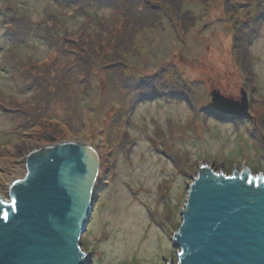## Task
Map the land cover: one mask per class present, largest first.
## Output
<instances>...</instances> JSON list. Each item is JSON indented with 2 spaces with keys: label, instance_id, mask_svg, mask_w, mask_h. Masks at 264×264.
<instances>
[{
  "label": "rangeland",
  "instance_id": "374dc122",
  "mask_svg": "<svg viewBox=\"0 0 264 264\" xmlns=\"http://www.w3.org/2000/svg\"><path fill=\"white\" fill-rule=\"evenodd\" d=\"M180 1L151 0L150 8L161 4V25L130 33L129 20L112 24L109 3L83 14L55 0H0V12L7 10L5 18L0 13V197L9 200L8 185L31 149L59 139L93 147L99 166L80 237L90 264H176L171 235L199 163L228 175L240 165L264 176V11L245 52L240 43L232 48L236 20L260 0ZM16 12L29 19L23 41L20 27L8 33L6 21ZM38 24L55 36L68 32L71 49L77 47L61 51L39 39ZM116 31L128 53L124 64L94 63L81 79L72 66L86 53L85 41L99 48ZM52 61L58 67L46 66L47 73L35 67ZM242 88L247 115L211 104L212 90L238 100Z\"/></svg>",
  "mask_w": 264,
  "mask_h": 264
},
{
  "label": "water",
  "instance_id": "95a60500",
  "mask_svg": "<svg viewBox=\"0 0 264 264\" xmlns=\"http://www.w3.org/2000/svg\"><path fill=\"white\" fill-rule=\"evenodd\" d=\"M210 92L221 113L245 116L248 100ZM0 197V264H90L80 247L99 159L90 145L59 139L31 149ZM264 168V155L262 156ZM238 169V170H237ZM199 163L172 232L176 264H264V176Z\"/></svg>",
  "mask_w": 264,
  "mask_h": 264
},
{
  "label": "trees",
  "instance_id": "16d2710c",
  "mask_svg": "<svg viewBox=\"0 0 264 264\" xmlns=\"http://www.w3.org/2000/svg\"><path fill=\"white\" fill-rule=\"evenodd\" d=\"M55 1L62 4V5H67V3H68L69 6L71 7V9H73L76 12H83V14H85V10H87V8L89 6H94V7L100 6L101 7V5H109L110 4V6H111V16L110 17L113 20L112 24L113 23L115 24V20H118L117 22H121V20L122 21L129 20L127 22L128 23L127 29H129V31H131L130 33H133V31H135V30L139 31L141 29H145L146 27L149 26V24L152 25L149 27H154V26L157 27V26L161 25L160 20L163 17V15H161V13H160V6L159 5H161V4L157 3L154 5V7L150 8L151 0H142V3L137 2L138 0L137 1H135V0H55ZM228 1H229L228 2L229 4H234V0H228ZM179 2L182 3V1H180V0H179ZM138 3H139V5H138ZM137 5H138L139 11H137ZM128 6H129V9H126V8H128ZM262 6H264V0L263 1L260 0L259 4L256 6L257 9L252 10L251 14L247 13L246 16L242 20H239L240 22L238 21V19L236 20V27L234 29L235 34L232 35V48L233 49L235 48V45L240 43V45H242L241 51L245 52L243 49L244 44H245L244 41L250 42L253 39V37L255 35L254 31H255L256 20L258 17L261 16V13H262L261 11H264V7H262ZM141 10H142V15H141ZM247 11H250V10L248 9ZM6 12H7V10L5 8H3L1 10L0 13H1V16H3V18H5ZM146 12H147V14H145ZM166 13H167V16L170 17V12L168 11ZM140 15H141V17H140ZM136 17H140V19H137ZM6 22L11 23V28H10V31L8 33H12V32L17 33L16 32L17 28L20 27L19 29L21 30V32L18 34H19L20 38L22 39V41L27 37V34H28L27 30L29 29V19L27 17H21L16 12V13H12L10 15L8 21H6ZM103 24L105 27L111 26V24L108 23V21L103 22ZM183 28L186 29L185 27H183ZM82 29L85 31L84 26L82 27ZM175 30H177V29H175ZM41 32H43L45 35L44 34L41 35ZM54 32L55 31L52 29V27H43V26H40L39 24H38V27L34 29L35 36L39 37V39L40 38H43L44 40L48 39L49 40L48 42H50L51 44L53 43L54 46L57 47L59 50L62 51V47H64L65 49H69V48L71 49L70 44H71V41H73V40H69L66 37V34H68V32L65 35H62L60 37L55 36L53 34ZM89 32H91V31H89ZM55 33H57V32H55ZM112 35H113L112 37H114V39H112V37H107L105 43H101L99 45V48H97L95 45L91 44V43H93V41H90V42H89V40L85 41L83 38L84 33L81 32V38L85 41L84 46L85 45L87 46V51L85 53V51H83L84 49L81 50V55L78 56V58L75 60V62L78 63L79 68L77 65L72 66V68L74 70H77L78 72H80L82 74L81 79H85V68H89L90 65L93 66L94 63H99L101 66L107 65L108 61H111L110 63L116 64V65L124 64V61L126 58L124 55L128 56V53H124V51H122L120 49V47L118 45L120 35L117 33V31L115 33H112ZM112 41L114 42L113 43L114 49L112 50L113 54H111L112 51L111 52L108 51V49H109L108 44ZM122 41L126 42L124 39ZM84 46H83V48H85V50H86V47H84ZM76 47H77V45L75 47L73 46V50L72 49L71 50L74 51V49ZM235 54H236V57H237V55L240 56V54H238V52H236ZM73 65H75V64H73ZM30 66L33 69L37 66L36 68L38 69V71L40 73L44 74V73H47V70L45 68L46 66L50 70L53 67L57 68L58 62L54 63L52 61L51 63L45 64L43 66H39L38 64H35V67L32 64ZM74 77H76V76H74ZM41 80L42 79L35 80V82H41ZM73 82H75L74 79H73ZM67 85H68V82H63L58 88L64 89ZM43 89H44V87H43ZM45 140L48 141L50 139L46 138ZM51 140H53V139H51Z\"/></svg>",
  "mask_w": 264,
  "mask_h": 264
},
{
  "label": "bare ground",
  "instance_id": "6f19581e",
  "mask_svg": "<svg viewBox=\"0 0 264 264\" xmlns=\"http://www.w3.org/2000/svg\"><path fill=\"white\" fill-rule=\"evenodd\" d=\"M29 146H31V148H33V146L37 147V145L33 144L32 142L29 143ZM39 147V146H38ZM10 185V184H9ZM8 185V187H9Z\"/></svg>",
  "mask_w": 264,
  "mask_h": 264
}]
</instances>
